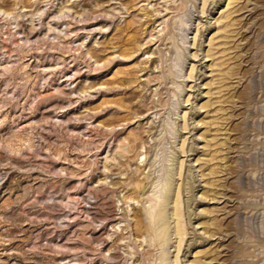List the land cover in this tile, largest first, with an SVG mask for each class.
<instances>
[{
    "label": "rangeland",
    "instance_id": "374dc122",
    "mask_svg": "<svg viewBox=\"0 0 264 264\" xmlns=\"http://www.w3.org/2000/svg\"><path fill=\"white\" fill-rule=\"evenodd\" d=\"M0 264H264V0H0Z\"/></svg>",
    "mask_w": 264,
    "mask_h": 264
},
{
    "label": "bare ground",
    "instance_id": "6f19581e",
    "mask_svg": "<svg viewBox=\"0 0 264 264\" xmlns=\"http://www.w3.org/2000/svg\"><path fill=\"white\" fill-rule=\"evenodd\" d=\"M158 195H160V192H158ZM152 207V206H151ZM149 212L151 213L152 212V209H149Z\"/></svg>",
    "mask_w": 264,
    "mask_h": 264
}]
</instances>
